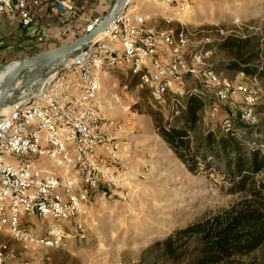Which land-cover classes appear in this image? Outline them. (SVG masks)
I'll return each mask as SVG.
<instances>
[{
  "label": "rangeland",
  "instance_id": "obj_1",
  "mask_svg": "<svg viewBox=\"0 0 264 264\" xmlns=\"http://www.w3.org/2000/svg\"><path fill=\"white\" fill-rule=\"evenodd\" d=\"M190 2L191 6L184 10L170 6L173 12L169 13L155 1L142 0L139 11L147 28L184 32L181 54L200 55L205 69L213 70L231 85L251 89L257 98L250 122L240 118L245 106L241 93L231 95L214 113L213 93L197 77L187 76L183 94L168 93L166 102L159 103L125 66L102 73L100 112L109 138L110 148H103L109 170L90 206L86 238H70L64 246L50 248L36 242L23 244L3 231L0 246L6 244L9 249L4 264H176L160 254V248L154 245L156 241L244 197L243 192L229 193L232 184L223 176L221 160L201 158L208 148V132L217 136L231 134L223 125L231 110L236 113L233 135L243 139L247 147L264 143V82L226 69L224 62L228 56L218 47L227 35L264 37V0ZM186 13L188 17L183 19L181 15ZM15 64L17 60L0 65V74ZM43 68L32 67L22 72L14 88L28 82L24 92L37 89L40 81L31 75L42 73ZM194 87L206 93L193 94L202 101L199 120L189 137L190 151L198 153L196 173L188 170L159 134L162 126L181 124V113L174 116V112H182ZM185 153L191 161V153ZM255 175L257 179L264 176ZM38 224L30 223L39 233L44 232L46 225L41 229ZM245 259L249 264H264V246Z\"/></svg>",
  "mask_w": 264,
  "mask_h": 264
},
{
  "label": "built area",
  "instance_id": "obj_2",
  "mask_svg": "<svg viewBox=\"0 0 264 264\" xmlns=\"http://www.w3.org/2000/svg\"><path fill=\"white\" fill-rule=\"evenodd\" d=\"M31 1L34 5L43 2ZM140 1L127 0L113 21L63 70L31 96L0 112V232L11 233L16 241L54 248L64 246L70 238H86L90 206L109 170L103 152L110 148L109 138L100 112L102 73L125 66L159 103L166 102L168 93L183 94L187 76L197 77L213 93L214 113L231 95L241 93L245 106L240 118L248 123L254 116L256 94L205 69L200 55L181 54L183 31L176 34L147 28ZM151 1L180 10L191 6V0ZM28 2L0 0V13L17 9L22 26L39 35ZM55 2L57 7L75 12L66 1ZM103 18L88 21L85 33L93 32ZM190 93L206 94L197 87ZM235 116L231 110L225 117L227 132L233 130ZM22 215L51 223L44 235H36L21 223ZM8 251L6 244L0 246V264L5 263Z\"/></svg>",
  "mask_w": 264,
  "mask_h": 264
},
{
  "label": "trees",
  "instance_id": "obj_3",
  "mask_svg": "<svg viewBox=\"0 0 264 264\" xmlns=\"http://www.w3.org/2000/svg\"><path fill=\"white\" fill-rule=\"evenodd\" d=\"M218 47L228 56L224 62L226 69L264 82V37L227 35ZM186 99L182 112H174V116L181 113V124L162 126L159 134L188 170L196 173L198 153L190 151L189 137L199 120L202 101L193 94ZM234 130L221 136L208 132V148L201 159L206 161L209 156L221 160L223 176L232 184L229 193L245 195L220 212L189 223L154 243L162 256L176 264H249L245 258L264 246V176L255 177L259 173L264 175V143L247 147L243 139L233 135ZM185 150L191 153L192 162L186 158Z\"/></svg>",
  "mask_w": 264,
  "mask_h": 264
},
{
  "label": "crops",
  "instance_id": "obj_4",
  "mask_svg": "<svg viewBox=\"0 0 264 264\" xmlns=\"http://www.w3.org/2000/svg\"><path fill=\"white\" fill-rule=\"evenodd\" d=\"M61 1L70 3L75 12L57 7L55 0H43L40 5H34L29 0L28 7L35 14L36 26L41 31L39 35H33L22 26L17 9L13 13H0V65L32 57L49 48L65 45L80 38L85 33L84 27L88 21L107 16L118 2V0ZM21 223L30 227L36 235H44L51 221L38 216L22 215ZM30 223L35 225L39 223L41 229L46 225L44 232L39 233Z\"/></svg>",
  "mask_w": 264,
  "mask_h": 264
},
{
  "label": "water",
  "instance_id": "obj_5",
  "mask_svg": "<svg viewBox=\"0 0 264 264\" xmlns=\"http://www.w3.org/2000/svg\"><path fill=\"white\" fill-rule=\"evenodd\" d=\"M126 2L127 0H118L110 13L102 19L93 32L84 33L80 38L65 43V45L49 48L48 50L32 55V57L17 60L19 63L8 73L6 88L0 93V110L12 106L16 101L24 99L25 96H31L50 76L63 70L65 64H67L66 61L74 59L82 53L98 34L113 21L114 17L124 7ZM38 66L44 67V71L39 74L34 73L31 75V77L35 75L34 77L38 78L40 81V85L37 89L24 92V87L28 82L16 87V89L14 88L16 78L22 72Z\"/></svg>",
  "mask_w": 264,
  "mask_h": 264
},
{
  "label": "bare ground",
  "instance_id": "obj_6",
  "mask_svg": "<svg viewBox=\"0 0 264 264\" xmlns=\"http://www.w3.org/2000/svg\"><path fill=\"white\" fill-rule=\"evenodd\" d=\"M156 4H159L161 5V7L164 9V11L166 12H169V13H172L173 12V9L167 5L166 3H161V2H157ZM176 11V10H175ZM183 19H186L188 17V13L186 14H182L181 15ZM18 62V61H17ZM69 61H66V63H69ZM19 63V62H18ZM17 64L13 65V66H10L7 70L1 72L0 74V93H2V91H4V89L6 88V78H7V75L8 73L13 69L15 68ZM6 109H8L7 107L3 108L0 110V112L2 111H5Z\"/></svg>",
  "mask_w": 264,
  "mask_h": 264
}]
</instances>
